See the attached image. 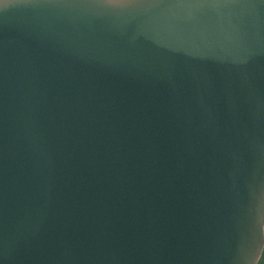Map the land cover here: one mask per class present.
I'll list each match as a JSON object with an SVG mask.
<instances>
[{
  "label": "water",
  "instance_id": "water-1",
  "mask_svg": "<svg viewBox=\"0 0 264 264\" xmlns=\"http://www.w3.org/2000/svg\"><path fill=\"white\" fill-rule=\"evenodd\" d=\"M263 246L264 0H0V264Z\"/></svg>",
  "mask_w": 264,
  "mask_h": 264
},
{
  "label": "rangeland",
  "instance_id": "rangeland-1",
  "mask_svg": "<svg viewBox=\"0 0 264 264\" xmlns=\"http://www.w3.org/2000/svg\"><path fill=\"white\" fill-rule=\"evenodd\" d=\"M259 264H264V248H263V251H262V256H261V260H260Z\"/></svg>",
  "mask_w": 264,
  "mask_h": 264
}]
</instances>
